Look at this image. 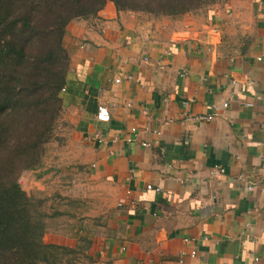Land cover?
Returning a JSON list of instances; mask_svg holds the SVG:
<instances>
[{"label": "crops", "instance_id": "obj_1", "mask_svg": "<svg viewBox=\"0 0 264 264\" xmlns=\"http://www.w3.org/2000/svg\"><path fill=\"white\" fill-rule=\"evenodd\" d=\"M62 45V118L94 202L50 242L86 240L95 264H264V0L175 17L106 1Z\"/></svg>", "mask_w": 264, "mask_h": 264}, {"label": "trees", "instance_id": "obj_2", "mask_svg": "<svg viewBox=\"0 0 264 264\" xmlns=\"http://www.w3.org/2000/svg\"><path fill=\"white\" fill-rule=\"evenodd\" d=\"M117 11L175 17L222 0H0V264H95L88 242L44 241L42 201L17 180L40 166L65 84L66 25Z\"/></svg>", "mask_w": 264, "mask_h": 264}, {"label": "rangeland", "instance_id": "obj_3", "mask_svg": "<svg viewBox=\"0 0 264 264\" xmlns=\"http://www.w3.org/2000/svg\"><path fill=\"white\" fill-rule=\"evenodd\" d=\"M63 113L61 103L50 140L42 147L40 166L23 172L18 178L21 179L19 186L23 191L42 201L41 210L47 216L44 241H50L57 235H69L77 218L88 214L94 202V195H91L94 191L84 190L81 185L80 176L89 174L90 170L89 166L81 170L76 158L83 144H77L73 139V127L63 120Z\"/></svg>", "mask_w": 264, "mask_h": 264}, {"label": "built area", "instance_id": "obj_4", "mask_svg": "<svg viewBox=\"0 0 264 264\" xmlns=\"http://www.w3.org/2000/svg\"><path fill=\"white\" fill-rule=\"evenodd\" d=\"M125 78L126 79H132L131 76H129V75H127ZM119 81H120L119 79L115 80L116 83H118ZM187 101H190V100H187ZM223 106H226V103H224ZM142 113L145 114V111L143 110ZM213 117H214V113H209V114L196 115V116H192V117H186V119L187 120H197V121L198 120L207 121V120H211ZM95 120L98 123H107L109 121V112H108L107 108L104 105H102V104L97 105L96 113H95ZM130 131L134 132V128L130 129ZM93 138H95L98 143H102V137L100 136V134L95 133ZM141 145L142 146H147L146 143H142ZM261 146L264 149V123L261 125ZM223 173H224V170L222 168H212V170H211V175L212 176H215L217 174H223ZM17 182H18V184L21 183V179H18ZM146 188L148 190L152 189V187L149 186V185H147ZM251 188H252V185H248L247 186V190H251ZM153 190L155 192L159 191L158 188H154ZM118 205H120V204H118ZM182 241L184 243L188 244V243L193 242V239L185 237V238L182 239ZM195 254H196L195 247H192V249L189 251L188 255L190 257H194Z\"/></svg>", "mask_w": 264, "mask_h": 264}]
</instances>
